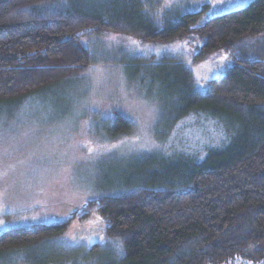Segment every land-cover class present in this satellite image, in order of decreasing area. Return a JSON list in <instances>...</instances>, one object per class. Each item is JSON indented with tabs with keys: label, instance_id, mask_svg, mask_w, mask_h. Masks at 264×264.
Instances as JSON below:
<instances>
[{
	"label": "rangeland",
	"instance_id": "obj_1",
	"mask_svg": "<svg viewBox=\"0 0 264 264\" xmlns=\"http://www.w3.org/2000/svg\"><path fill=\"white\" fill-rule=\"evenodd\" d=\"M139 1L161 21L202 11L201 24L252 0ZM78 40L89 54L85 69L0 101V236L65 222L90 199L183 171L189 160L177 155L201 160L226 140L231 144L240 133L231 114L197 111L178 119L184 114L179 96L187 88L178 86L175 65L186 69L192 88L204 94L207 82L219 78L233 59L264 62V33L237 41L231 53L217 50L204 58L195 37L153 43L83 32ZM118 115L132 129L111 137ZM122 258L121 242L104 236L95 213L71 219L60 235L0 252V264H126Z\"/></svg>",
	"mask_w": 264,
	"mask_h": 264
},
{
	"label": "trees",
	"instance_id": "obj_2",
	"mask_svg": "<svg viewBox=\"0 0 264 264\" xmlns=\"http://www.w3.org/2000/svg\"><path fill=\"white\" fill-rule=\"evenodd\" d=\"M56 1L0 0V101L85 69L90 59L78 40L83 32L153 43L195 37L203 58L217 50L231 53L237 41L264 33V0L201 24L202 11L161 21L144 11L139 0H58L60 5H49ZM175 71L178 86L187 88L179 96L184 114L178 119L197 111L231 114L239 120L235 141L208 150L201 160L177 155L189 160L183 171L90 199L65 222L6 232L0 236V252L60 235L71 219L95 213L104 236L121 242L126 264L264 260V62L233 59L219 78L207 82L204 94L192 88L191 75L180 64ZM117 121L111 137L131 132L130 121L119 115Z\"/></svg>",
	"mask_w": 264,
	"mask_h": 264
},
{
	"label": "snow or ice",
	"instance_id": "obj_3",
	"mask_svg": "<svg viewBox=\"0 0 264 264\" xmlns=\"http://www.w3.org/2000/svg\"><path fill=\"white\" fill-rule=\"evenodd\" d=\"M3 222L2 221H0V224H2Z\"/></svg>",
	"mask_w": 264,
	"mask_h": 264
}]
</instances>
